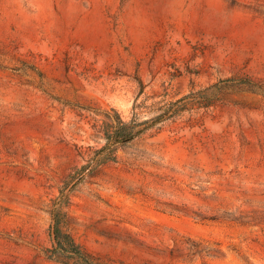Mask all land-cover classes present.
Returning <instances> with one entry per match:
<instances>
[{
    "label": "rangeland",
    "instance_id": "obj_1",
    "mask_svg": "<svg viewBox=\"0 0 264 264\" xmlns=\"http://www.w3.org/2000/svg\"><path fill=\"white\" fill-rule=\"evenodd\" d=\"M55 221L94 264H264V0H0V264L75 261Z\"/></svg>",
    "mask_w": 264,
    "mask_h": 264
},
{
    "label": "trees",
    "instance_id": "obj_2",
    "mask_svg": "<svg viewBox=\"0 0 264 264\" xmlns=\"http://www.w3.org/2000/svg\"><path fill=\"white\" fill-rule=\"evenodd\" d=\"M234 85H250L254 86V83L252 80L244 77H239V78H227L224 79L215 85L213 87H218V86H234ZM206 98V97H202ZM206 100V99H205ZM117 120L114 126V130L110 135H108V140L105 146H103L101 149L97 151L98 154H102L107 152L108 154H113L117 150L119 146L122 144H125L141 134H143L145 131L148 129L154 127L155 125L161 123L165 119L168 118V113L164 112L156 117L152 121L145 122V125L141 128H138V126L134 123L135 121L133 120L132 122L126 123L122 120L120 115H117ZM94 169V165H89L86 166L84 169V172L77 177L76 181L72 183L69 186V191H71L85 176V174L91 172ZM67 197V196H66ZM55 225H52L50 228L51 236L53 237L54 240V255H51L50 258H55L57 260H60L59 256H63L66 258H73L75 261L68 262V261H62L64 264H94V261L92 257L87 254L81 246L74 240V238L68 234L64 233L59 225L58 222L55 221Z\"/></svg>",
    "mask_w": 264,
    "mask_h": 264
}]
</instances>
